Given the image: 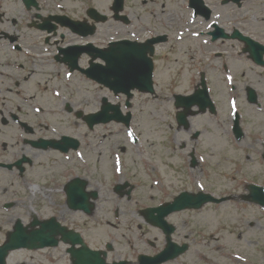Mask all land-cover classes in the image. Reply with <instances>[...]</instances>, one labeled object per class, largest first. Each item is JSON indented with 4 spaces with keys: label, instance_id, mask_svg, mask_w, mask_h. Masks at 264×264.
<instances>
[{
    "label": "rangeland",
    "instance_id": "obj_1",
    "mask_svg": "<svg viewBox=\"0 0 264 264\" xmlns=\"http://www.w3.org/2000/svg\"><path fill=\"white\" fill-rule=\"evenodd\" d=\"M128 1L132 5L134 4V0ZM108 2L109 0H91V4L102 12L107 10ZM205 2L212 8L216 23L221 24L226 29L237 18L247 16L249 27L254 30L256 27V22L254 21L255 11H261V7L264 12V0H246L241 9L233 5H223L221 0H205ZM175 3L176 7L170 1L165 0V12H172L176 9L177 18L173 22V27L175 30L178 28V32L183 31L186 36L185 29L190 26L189 21L191 20L188 2L187 0H175ZM260 4L263 5L260 6ZM160 6L161 4L158 3V7ZM21 9L23 10L18 0H0V59H2L1 52L4 51L3 48L12 47V43L9 41L10 37L15 36L16 43L23 44V42L18 40L22 35L32 36V30L22 31L24 34L22 33L20 37L18 32L14 31V27L21 25L19 20L23 19ZM78 13H80V10ZM107 25L104 24L103 28H106ZM182 43L179 41L177 46L173 43L159 46L158 63L160 71L156 79L157 98L137 94L132 100L133 120L130 127L133 134L139 138L137 146L132 145V147H129L132 142L129 140L126 130L122 133L119 132L120 130L111 131V136L104 138L103 141L97 137L83 136L81 132L85 130L84 124L81 119L78 120V129L82 140L80 159L78 158V153H71V155L67 156L66 163L68 167L73 166V162L81 165V169L77 174L86 176L89 179L91 188L96 186L95 189L100 194L97 200L98 204L100 202L103 203V201L104 204L101 209L99 207L95 208L93 215L87 217L80 212H65L64 223L73 228L81 229L82 233H84L83 235L93 247L104 245L107 241L112 240V237L117 232H122L126 227L128 218L121 215L116 218L109 211L110 206L112 210L116 207V195L112 192V186L118 180V177L122 176L112 172V170L116 168L118 159L124 158L123 160L120 159L121 162H119L127 164V158L133 154V158L130 156L131 165L129 170L137 174L135 179L141 185L136 186L132 192L133 198L146 200L150 195H157L150 201L154 203L160 197L158 189L166 183L168 185L164 186L169 188L172 185L175 186L172 190L173 192L178 189L176 186H180V189L189 187L193 191L198 189L209 191L216 197L228 196L231 193L235 195L227 202L207 203L193 212L174 213L170 217L169 222L177 225V230L181 235L188 236V231L194 230V235L197 236L198 257L195 246L191 245L186 254H183L178 260L167 264H264V209L241 202L242 200L238 196L244 191V188L242 186L238 187L239 184L236 181L234 169L237 164H242L244 166V175L248 176H244L246 181L252 180L253 175H256L257 180L263 179L264 170L257 165L255 155L251 152L250 159L247 162L241 161L242 151L247 148V142H244V139L241 141L242 145L239 146L233 141L232 133H230L231 107L230 96L228 95V87L230 85L235 82L237 85L240 84L241 81L237 77L240 76L241 72L244 70L247 72L256 71L257 67L246 62L245 58L242 60H235L234 57L228 58L221 44L216 49V52H223L221 57L216 55V58L212 59L211 65H201L196 67L195 71H190L191 69L187 68V64H184L186 62L185 52L188 47ZM178 46L180 47V55H172V51L177 49ZM227 46L230 45L227 44ZM199 47L204 49L201 43L196 46L198 49ZM228 49L232 50L234 48L230 47ZM213 51V45L205 47V52L210 53V57H212ZM3 55V58H8L5 54ZM199 57L201 58V54ZM203 60L205 62L208 61L207 58H203ZM238 62H242L241 68L238 67ZM224 63L229 68L228 73L224 71ZM200 70L206 71V77L209 79V90L218 104L217 124L212 118L209 120V117L202 115L196 118L200 122L195 123L194 126V128L202 130L201 137L198 140L199 143L195 144V146L198 149V156L203 162V167L208 165L204 172L200 170L199 166L192 170L183 169L182 161L179 157L186 156L185 153L189 150L188 135L187 131L183 129L176 130L177 125L173 120L175 116L173 95L188 91L193 82L197 80ZM74 85L75 87L72 88L73 96L76 103L79 102V109L81 108L85 113L97 110L98 106L89 103L91 95L87 90L85 91L87 86L78 80L74 81ZM104 93L106 92L103 89L97 92L99 95ZM109 96L112 101L116 100L111 95ZM5 100L8 99L0 97V109H2L1 104ZM246 108L244 105L241 108L238 107L239 111L243 110L244 113L247 112ZM245 118V122H248L247 125L252 133L250 137H247V141L255 144L252 150L259 149L261 148L260 140L264 139V118L262 113L251 111L248 116L246 114ZM57 119L63 121L64 124L73 121V118H67L66 115H58ZM64 130L70 131L68 128H64ZM105 132L109 133V131ZM255 134L258 139L257 142L254 140ZM183 142H186L187 148L180 151L178 144ZM117 146H127L126 155L123 156L120 150L117 149L118 156H108L107 150L115 152V147ZM172 146L176 147L178 151L173 150ZM140 150L142 151L140 152ZM138 153L141 156L146 154L147 157L141 158L142 161L137 162L134 158ZM119 170L116 169V171ZM69 172L72 173L74 171ZM74 174L76 173L72 175ZM187 176H189V180H186ZM39 179H6L0 181V188L1 186L12 185L14 189L19 188L28 193L30 187H27L25 183L38 182ZM45 180L48 181L49 178H45ZM25 198L26 200L21 201L15 208L16 211H10L7 214L20 216L24 220L29 221L34 210H37L40 218L51 215V212L56 211V208H58V205H49V208L42 205L38 206L36 205V198H33V200L32 198L29 199L28 196ZM58 209L61 210V208ZM132 217L133 221L129 223L130 227L128 230L133 233L130 238L123 236L122 238H126L133 244L136 239V232H143L148 235L143 237L150 238L159 243V245L162 243L158 231L153 229V227L146 226L141 218L139 220L138 217ZM9 226V223L0 224V240L4 238L6 231L10 229ZM188 238H192V235ZM113 242L117 245L115 246V253H128L126 252L127 249L120 245L118 240ZM53 251L62 250H42L37 255L31 254L35 252L13 251L9 257L8 264H13L15 261L19 262L22 259L28 264H36V262L47 264L43 261L41 262V260L45 256L49 257ZM59 263L64 264L62 259Z\"/></svg>",
    "mask_w": 264,
    "mask_h": 264
},
{
    "label": "flooded vegetation",
    "instance_id": "obj_2",
    "mask_svg": "<svg viewBox=\"0 0 264 264\" xmlns=\"http://www.w3.org/2000/svg\"><path fill=\"white\" fill-rule=\"evenodd\" d=\"M37 2V9L42 16L37 17L36 11H31V19L34 20L35 24L32 26L42 33L43 37L39 34H34L35 38H41L42 40L48 35L47 38L44 39L43 43L36 44L33 42L31 45L32 52L35 53V48L37 49V55L35 56H26L22 59L16 60L14 63L11 61L0 60V96L1 95H11L17 96L22 99V105H11L6 109L0 111V181L6 179H21V178H39V176L44 175H57L59 180V185L61 192H53L55 187H58L57 182H48V183H38L36 185V189L32 191L31 195L28 198H36V205L45 206L49 208V205H58V209L56 211L51 212V215L47 216L48 218L54 217L60 222L64 221L65 212L70 213V207L67 205V196H65V183L67 182V174L65 173V152L59 150L54 145L55 143L63 136V124L56 118V104L53 101L46 100V102H42L36 105L38 111L35 112L34 109V97L35 91H41L43 89V94L46 90L52 89V85L54 82V78L56 77L54 70L49 66V59L44 57V55L52 54L46 50H54V54L52 57V61L56 63V54L59 53V49H63L69 43H65L69 37L66 35H72L78 38L80 41L77 43H81L82 45H86L89 41L95 43L96 48L104 47V43H108L111 39L124 38L122 35L110 36L108 39L97 35V25L102 22H96L95 18L90 15H86V11L88 8L92 7L91 0H35ZM170 2H175V0H168ZM42 3V5H41ZM161 4L159 13H157L156 8L150 9V6ZM125 7L123 9V13L128 17L129 22L127 24L131 25L132 30L129 33L131 34V38L136 41H145L149 38H154V36H165L166 32L162 31L161 22H166L171 24L174 19L172 18V14L168 11L165 12V0H134V4L131 2L124 3ZM67 12H66V11ZM82 15L78 14V11ZM55 13H61L63 15H67L69 19L73 21L84 19L88 23V25L93 26V32L84 37L80 34V36H76L69 30L66 26L61 25L60 23H55V28L48 34L46 29H39V25L43 23V16ZM72 14V15H71ZM168 14V16H166ZM75 15V16H73ZM164 18H163V17ZM111 17V16H110ZM79 18V19H77ZM113 17H111L112 19ZM256 22L257 26L255 27L256 40L260 44L264 46V17L261 12L258 11L256 14ZM109 20V19H108ZM160 20V21H159ZM118 24L114 29L115 32L121 33L120 28L125 29L122 24H124L121 20L117 21ZM53 23V22H51ZM54 24V23H53ZM142 24V25H140ZM69 23L67 24V26ZM140 25V26H138ZM66 31V34H65ZM84 31V30H83ZM143 35V38H136L138 36ZM52 38L50 39V37ZM66 37V38H65ZM30 39V37H28ZM127 38V37H126ZM128 39V38H127ZM168 37H166V40ZM31 40V39H30ZM166 40L164 42H166ZM36 44V45H34ZM50 44V45H46ZM60 44H63L62 46ZM15 51L20 54H25L22 51V46H15ZM30 53V50H27ZM89 51L83 50V53L79 55V62L81 67L87 68L89 66ZM264 58V51L261 53ZM60 56H63L61 53ZM16 62V63H15ZM58 63V62H57ZM64 66L61 70L63 72H69L68 66L60 63ZM264 67V66H263ZM19 71V72H18ZM58 71V69L56 70ZM81 73V72H80ZM82 74V73H81ZM12 75L21 76V81L17 80V77L12 79ZM83 75V74H82ZM84 76V75H83ZM54 77V78H53ZM256 79H248L249 85L254 88H259V85L264 88V68L257 76ZM36 79L37 82L32 84L31 87L28 86L29 81ZM12 84L9 85V83ZM68 84L69 79L63 81ZM50 86V87H47ZM47 87V88H46ZM248 86H244L241 88L245 94ZM252 87V88H253ZM68 86L62 87V89L68 90ZM258 99V97H257ZM262 105L264 109V94H261ZM245 102H247L251 106L259 107L258 105H254L249 103L246 100V95L244 98ZM65 106V105H64ZM71 107V105H68ZM66 109V108H65ZM72 109V107H71ZM4 111L6 113H4ZM8 118H7V117ZM78 125V121H74L73 124H70L68 128L74 130ZM15 126V128H14ZM14 128V129H13ZM13 130V131H12ZM73 135V134H72ZM252 133L246 136L244 133L243 139H247L250 137ZM192 136V135H190ZM255 142H257L256 134ZM249 146L254 147L251 141H247ZM75 151V150H74ZM263 151L260 152L261 156ZM63 180V181H61ZM26 192L17 188L12 189L9 187H1L0 188V224L10 223L13 226L20 218V216H13V214H7L9 211H16V207L21 201L26 200ZM160 204V202H158ZM156 205V204H153ZM35 207V206H34ZM36 208V207H35ZM58 210V211H57ZM140 210V209H139ZM37 210H34L31 220L47 218V217H38ZM24 222V220H23ZM47 264H58L56 254H52L50 257H45L41 260V262ZM15 264H28L24 261L15 262ZM36 264H41L40 262H36Z\"/></svg>",
    "mask_w": 264,
    "mask_h": 264
},
{
    "label": "water",
    "instance_id": "obj_3",
    "mask_svg": "<svg viewBox=\"0 0 264 264\" xmlns=\"http://www.w3.org/2000/svg\"><path fill=\"white\" fill-rule=\"evenodd\" d=\"M105 60L108 62V66L106 67V72H107V79H109L113 73L114 70H117V68H120L115 65L117 61L116 56L113 54L112 50L111 51H106L105 55ZM120 72H128L133 74V68H128V69H122L118 70ZM149 75L143 80V83H138L137 86L142 89V90H149L150 89V82H149ZM134 85V84H133ZM193 102L190 101L187 106L189 107ZM81 184L80 187L77 186V184L72 183L68 187L67 194L69 196V205L72 208H82V209H87V202H88V195L83 192V186L84 184ZM206 200H212V201H217L211 196L205 194L203 195L202 193L196 194L193 196V201H194V207L200 206L203 203L206 202ZM34 226V225H31ZM57 234H61L64 238H74L77 234L72 236L73 234L69 233L62 228L58 223H56L54 220L51 222L45 221L42 222L40 225L39 229H31L30 231L27 230V228H24L21 224L16 225L13 229V231H10L8 233V238L7 241L5 242L4 246L0 247V264H4V257L7 256L9 250L11 249H17L20 247H26V248H38L42 246H47V245H53L56 243L54 237ZM76 239L73 240L72 242H76ZM80 242V240H78ZM82 246H84L82 244ZM80 249H84L83 247ZM84 251V254L79 258L75 264H105L102 259L99 258L98 254L90 252L89 250L85 249L82 250Z\"/></svg>",
    "mask_w": 264,
    "mask_h": 264
}]
</instances>
